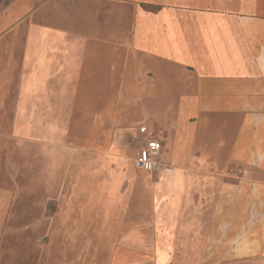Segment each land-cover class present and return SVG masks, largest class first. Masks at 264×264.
<instances>
[{
	"label": "crops",
	"instance_id": "0c3cea01",
	"mask_svg": "<svg viewBox=\"0 0 264 264\" xmlns=\"http://www.w3.org/2000/svg\"><path fill=\"white\" fill-rule=\"evenodd\" d=\"M23 25V102L95 117L102 84L140 74L143 107L162 120L142 146L158 140L169 169L142 189L110 264H264V0H16L1 39ZM14 47L0 51V86ZM12 197L0 184V235Z\"/></svg>",
	"mask_w": 264,
	"mask_h": 264
},
{
	"label": "rangeland",
	"instance_id": "374dc122",
	"mask_svg": "<svg viewBox=\"0 0 264 264\" xmlns=\"http://www.w3.org/2000/svg\"><path fill=\"white\" fill-rule=\"evenodd\" d=\"M15 1L0 0V18ZM7 27L13 26L0 27V51L16 46L19 54L14 75L0 86V184L13 192L0 264H110L126 227L139 225L141 191L156 173L139 170L135 158L148 132L162 135V120L143 107L140 74L136 86L118 83L114 92L102 84L95 117L86 111L91 105L53 117L44 101L23 102L26 25L1 39ZM109 95L116 97L110 109ZM20 109L35 115H19Z\"/></svg>",
	"mask_w": 264,
	"mask_h": 264
},
{
	"label": "built area",
	"instance_id": "2783aa9c",
	"mask_svg": "<svg viewBox=\"0 0 264 264\" xmlns=\"http://www.w3.org/2000/svg\"><path fill=\"white\" fill-rule=\"evenodd\" d=\"M143 133L148 132V128H141ZM162 145L156 139H148L145 146H142L137 151L135 165L139 170L158 173L162 170H168L169 166L162 162Z\"/></svg>",
	"mask_w": 264,
	"mask_h": 264
},
{
	"label": "trees",
	"instance_id": "16d2710c",
	"mask_svg": "<svg viewBox=\"0 0 264 264\" xmlns=\"http://www.w3.org/2000/svg\"><path fill=\"white\" fill-rule=\"evenodd\" d=\"M150 7V6H149Z\"/></svg>",
	"mask_w": 264,
	"mask_h": 264
}]
</instances>
